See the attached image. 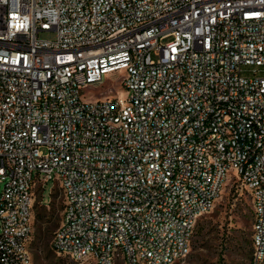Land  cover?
<instances>
[{
	"label": "built area",
	"instance_id": "obj_1",
	"mask_svg": "<svg viewBox=\"0 0 264 264\" xmlns=\"http://www.w3.org/2000/svg\"><path fill=\"white\" fill-rule=\"evenodd\" d=\"M50 181L74 264L183 260L228 182L264 264V0H0V264Z\"/></svg>",
	"mask_w": 264,
	"mask_h": 264
},
{
	"label": "rangeland",
	"instance_id": "obj_2",
	"mask_svg": "<svg viewBox=\"0 0 264 264\" xmlns=\"http://www.w3.org/2000/svg\"><path fill=\"white\" fill-rule=\"evenodd\" d=\"M54 37L52 32L39 33L43 40H53ZM114 81V77L108 78L102 85L88 87L81 94L86 100L116 94L119 85ZM62 209V195L52 181L44 186L42 193L39 188L35 190L30 244L32 264H74L52 248ZM250 212L245 189L239 183L228 182L213 209L197 221L190 254L174 264H246L250 255L246 256L234 243L240 231L251 230L246 220Z\"/></svg>",
	"mask_w": 264,
	"mask_h": 264
},
{
	"label": "trees",
	"instance_id": "obj_3",
	"mask_svg": "<svg viewBox=\"0 0 264 264\" xmlns=\"http://www.w3.org/2000/svg\"><path fill=\"white\" fill-rule=\"evenodd\" d=\"M52 196L53 195L51 194V198H52ZM246 218H247L246 220L250 223V225H252V222H253L252 212H250V216H248ZM250 237H251V232L250 231H240L238 233V238H237V240L234 243V244L238 245V249L240 251H242L246 256H249L251 254Z\"/></svg>",
	"mask_w": 264,
	"mask_h": 264
}]
</instances>
